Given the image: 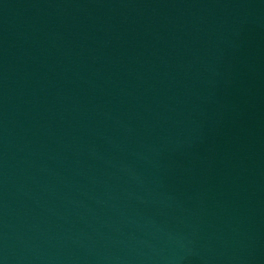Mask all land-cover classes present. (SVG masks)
Returning <instances> with one entry per match:
<instances>
[{
    "label": "water",
    "instance_id": "1",
    "mask_svg": "<svg viewBox=\"0 0 264 264\" xmlns=\"http://www.w3.org/2000/svg\"><path fill=\"white\" fill-rule=\"evenodd\" d=\"M141 264H264V182Z\"/></svg>",
    "mask_w": 264,
    "mask_h": 264
}]
</instances>
